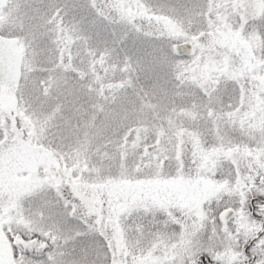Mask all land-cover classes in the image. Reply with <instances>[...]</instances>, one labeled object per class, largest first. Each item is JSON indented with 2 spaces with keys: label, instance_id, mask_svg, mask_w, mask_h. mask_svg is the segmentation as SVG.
Instances as JSON below:
<instances>
[{
  "label": "snow or ice",
  "instance_id": "snow-or-ice-1",
  "mask_svg": "<svg viewBox=\"0 0 264 264\" xmlns=\"http://www.w3.org/2000/svg\"><path fill=\"white\" fill-rule=\"evenodd\" d=\"M0 264H264V0H0Z\"/></svg>",
  "mask_w": 264,
  "mask_h": 264
}]
</instances>
